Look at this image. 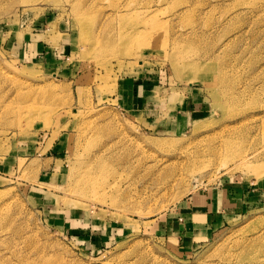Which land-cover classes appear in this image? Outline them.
Listing matches in <instances>:
<instances>
[{
	"label": "rangeland",
	"instance_id": "rangeland-1",
	"mask_svg": "<svg viewBox=\"0 0 264 264\" xmlns=\"http://www.w3.org/2000/svg\"><path fill=\"white\" fill-rule=\"evenodd\" d=\"M0 264H264V0H0Z\"/></svg>",
	"mask_w": 264,
	"mask_h": 264
},
{
	"label": "crops",
	"instance_id": "crops-1",
	"mask_svg": "<svg viewBox=\"0 0 264 264\" xmlns=\"http://www.w3.org/2000/svg\"><path fill=\"white\" fill-rule=\"evenodd\" d=\"M220 202V200L219 199H217V200H214V199H208V201H206V206H207V208L205 209L206 210V213H202V212H197L195 215H196V218H197V220L199 219V220H205V218H206V216L207 215H209V212H212L214 209V207H215V209L217 208V206H218V203ZM198 220V221H199Z\"/></svg>",
	"mask_w": 264,
	"mask_h": 264
},
{
	"label": "bare ground",
	"instance_id": "bare-ground-1",
	"mask_svg": "<svg viewBox=\"0 0 264 264\" xmlns=\"http://www.w3.org/2000/svg\"><path fill=\"white\" fill-rule=\"evenodd\" d=\"M96 198V197H95ZM114 205V204H113Z\"/></svg>",
	"mask_w": 264,
	"mask_h": 264
}]
</instances>
